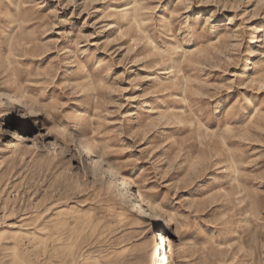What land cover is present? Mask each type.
Segmentation results:
<instances>
[{
    "label": "rangeland",
    "instance_id": "obj_1",
    "mask_svg": "<svg viewBox=\"0 0 264 264\" xmlns=\"http://www.w3.org/2000/svg\"><path fill=\"white\" fill-rule=\"evenodd\" d=\"M0 264H264V0H0Z\"/></svg>",
    "mask_w": 264,
    "mask_h": 264
},
{
    "label": "bare ground",
    "instance_id": "obj_2",
    "mask_svg": "<svg viewBox=\"0 0 264 264\" xmlns=\"http://www.w3.org/2000/svg\"><path fill=\"white\" fill-rule=\"evenodd\" d=\"M135 6V5H134ZM124 9H126V8H123V9H120V10H118L119 12L118 13H122L123 15H124V18L127 20H129L130 18H132L131 17V15L133 14H130L129 12H127L126 10L124 11ZM140 10V9H139ZM122 15V16H123ZM138 15V14H137ZM130 21V20H129ZM172 46V45H171ZM165 51V50H164ZM166 52V51H165ZM178 53V52H177ZM173 61V60H172ZM178 70V69H177ZM166 73V72H165ZM89 148V147H88ZM194 243V242H193ZM168 248H169V250H168V252H171L172 253V247H171V244H169L168 245ZM165 254H164V257L168 260L169 259V256H168V254H167V250H165V252H164ZM167 262V261H166Z\"/></svg>",
    "mask_w": 264,
    "mask_h": 264
}]
</instances>
